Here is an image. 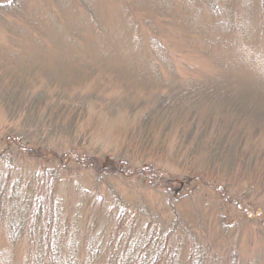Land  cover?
<instances>
[{"label": "trees", "instance_id": "1", "mask_svg": "<svg viewBox=\"0 0 264 264\" xmlns=\"http://www.w3.org/2000/svg\"><path fill=\"white\" fill-rule=\"evenodd\" d=\"M85 1L76 3L91 17ZM196 1L205 16L197 22L177 23L176 9L183 16L188 8L175 0L140 7L144 16L134 24L142 28H133L128 47L141 45L147 55L145 66L125 73L129 86L108 84L102 70H92L89 92H73L55 74L48 92H0L9 124L0 134V264H264V83L240 80L226 61L240 0ZM25 3L0 0V25L21 18L34 26ZM245 5L262 14L254 55L264 61V0ZM191 22L215 36L189 29ZM59 26L69 34L75 27ZM160 26L212 59L215 73L196 79L189 68L190 76H180ZM106 85L125 97L103 104ZM91 110L126 113L121 148L106 154L94 145L90 129H82ZM115 181L132 194L154 192L160 203L128 200ZM231 205L241 215L228 220ZM248 228L255 230L242 246Z\"/></svg>", "mask_w": 264, "mask_h": 264}, {"label": "rangeland", "instance_id": "2", "mask_svg": "<svg viewBox=\"0 0 264 264\" xmlns=\"http://www.w3.org/2000/svg\"><path fill=\"white\" fill-rule=\"evenodd\" d=\"M126 1L86 0L89 10L93 13L91 17H87V14L82 11L85 8L77 5L76 0H39V2L38 0H27L24 10L34 26L26 25V21L21 18H9L5 25H0V92L4 90L17 92L22 87L23 94L19 96L23 98L32 97L38 91L48 92L50 91V74L58 75L62 85L71 86L73 92L77 89L82 93L89 92L94 89L96 83L95 79L90 78L92 70H102L107 83L120 84L121 89L124 85L129 86V77L125 73L129 70L136 72L137 69L145 66L143 61L147 54L141 45L138 50L129 48L128 39L133 33V28L137 30L142 28L134 24L136 22L138 24L139 18L144 16L137 12L142 11L143 8L140 7L143 6L147 11L150 0H131L130 8L126 6ZM175 1L178 6L188 8L185 10L186 15L183 16H181L180 8L176 9L175 21L177 23L205 18L200 13L196 0H190L194 2V6L191 2L183 4L182 0ZM239 2L240 6L242 5L238 10L239 14L237 13L239 23L236 24L234 34L229 37H227L229 34H226L224 43V50L229 56L226 61L238 78V74L241 75L240 80L249 81L251 78L257 83H264V61L254 55L255 38L259 35L258 29H261L259 19L262 18V14L254 13L248 5H245L249 3V0ZM167 6L171 7L169 1ZM75 20L78 23L73 25ZM65 21H70L71 25L75 26L68 30L72 34L60 29L59 25ZM188 26H190L189 29L199 32L205 38L215 36V32L201 23L191 22ZM160 27V42L169 56L176 58L177 67L174 66L180 76L183 78L190 76L192 72L188 71L189 68H194L192 76L196 79L203 78L205 74L215 73V63L212 59L186 47L185 42L177 36V31ZM73 42L74 44L71 45ZM223 42L221 41L220 44L222 45ZM258 45L259 50H263L264 40L260 43L258 41ZM122 51L128 53L120 54ZM262 54L264 55V52ZM103 90H105L104 94L99 96L103 104H106L105 100L116 101L125 97L120 88L112 90L109 85H106ZM3 108L0 104V134L9 125ZM100 112L91 110L89 113L94 117H90L82 129L89 128L94 135V145L101 148V152L109 154L111 149L121 148L129 121L124 116L126 115L124 112L113 117ZM113 185L121 190L122 195L128 200L132 197L143 196L150 206L160 203L161 198L154 192L142 189L141 195L135 192L132 194L130 189L122 186L119 181H115ZM211 193L208 192L205 197L208 202ZM188 208L193 209V206H188ZM226 215V219L231 220L241 213H238L236 207L233 208L231 205ZM254 230L255 228L246 230V235L241 237L242 246L253 235ZM247 233H250V236ZM24 255L21 253L18 258L22 260Z\"/></svg>", "mask_w": 264, "mask_h": 264}]
</instances>
